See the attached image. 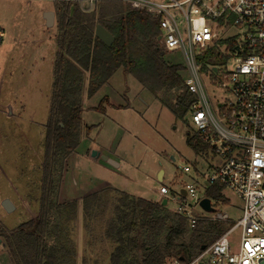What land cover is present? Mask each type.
<instances>
[{
  "label": "rangeland",
  "instance_id": "rangeland-1",
  "mask_svg": "<svg viewBox=\"0 0 264 264\" xmlns=\"http://www.w3.org/2000/svg\"><path fill=\"white\" fill-rule=\"evenodd\" d=\"M49 6L53 7L49 0H0L3 32L0 41V227L6 230L34 217L38 210L44 124L49 114L56 53V23L46 26L41 11L42 7ZM235 31L232 26L230 32ZM218 45L225 54V47ZM163 59L172 65L183 64L179 52H165ZM212 63L219 65V72L235 65L224 56L216 57ZM181 76H185L184 70ZM202 77L211 100L220 101L228 95L210 82L208 74ZM86 91L85 75L81 90L82 133L75 152L77 159L68 157L61 179L64 186L68 181V186L75 187L76 192L69 195L74 199L70 201L80 202L85 190L103 184L134 196L161 201L160 185H165L169 195H173L178 187L193 183L197 195L202 197L200 184L220 159L200 141H196L198 150L186 143L187 137L195 139L187 117L176 119L132 75L120 69L91 97ZM104 98L108 101L102 103L106 110L95 109ZM86 125L91 126L90 129L86 130ZM92 150L114 160L118 167L110 165L105 166V171L101 170L99 162L97 164L91 158ZM185 165L189 167L187 172L182 170ZM160 170L161 181L158 179ZM112 195L114 193L108 190L101 197ZM4 200L11 204L8 211L2 206ZM57 201L64 202V198L57 196ZM187 202L190 206L186 209L191 216L186 217L189 228L197 219H205L222 228L223 232L241 216V200L226 188L221 199H211L214 208L211 212L204 211L198 203L193 204L192 198L188 197ZM165 207L170 213L175 212V202L171 199ZM84 213L79 204L76 219L69 224L75 264H108L112 244L99 237L104 220L94 221L93 216L90 219ZM222 216L227 221L218 219ZM184 239L188 240V236ZM237 239L238 230H234L229 240L236 243ZM8 257L6 243L1 241L0 264H7Z\"/></svg>",
  "mask_w": 264,
  "mask_h": 264
},
{
  "label": "trees",
  "instance_id": "trees-1",
  "mask_svg": "<svg viewBox=\"0 0 264 264\" xmlns=\"http://www.w3.org/2000/svg\"><path fill=\"white\" fill-rule=\"evenodd\" d=\"M56 14L57 50L49 114L44 124L38 210L13 229L0 227L11 264H75L69 224L76 219L79 204L84 216L104 220L99 237L112 244L108 264H164L171 257L189 261L202 251L201 245L206 248L211 238L221 234L222 228L205 219H197L189 228L186 217L170 213L160 201L109 187L83 196L80 202L57 201L65 161L78 146L82 133L81 90L85 75L86 94L91 97L120 69L132 75L180 120L190 100L182 84V66L167 63L157 48L156 18L120 2H98L89 13L82 12L76 4L63 2L57 4ZM97 24L113 36L110 45L95 36ZM97 109L104 111L102 102ZM90 127L86 125L85 129ZM196 141L186 138V143L198 150ZM108 190L114 195L101 197ZM222 191L221 185L213 184L203 196L219 200Z\"/></svg>",
  "mask_w": 264,
  "mask_h": 264
},
{
  "label": "built area",
  "instance_id": "built-area-1",
  "mask_svg": "<svg viewBox=\"0 0 264 264\" xmlns=\"http://www.w3.org/2000/svg\"><path fill=\"white\" fill-rule=\"evenodd\" d=\"M49 1L76 4L84 13L93 11L98 2H120L142 11L157 20V48L179 52L183 59L182 84L190 100L186 121L195 140L220 159L200 184L202 197L218 184L232 191L242 206L240 218L192 259L164 264H264V0ZM2 34L0 28V41ZM223 56L235 65L219 72L212 61ZM203 74L228 94L223 100L210 99ZM196 190L193 183H186L169 195V189L160 185L158 193L175 202V213L191 217L187 198L199 204L202 197ZM210 204L213 207L211 200ZM218 219L227 221L225 216ZM234 230H238L236 243L229 240Z\"/></svg>",
  "mask_w": 264,
  "mask_h": 264
},
{
  "label": "water",
  "instance_id": "water-1",
  "mask_svg": "<svg viewBox=\"0 0 264 264\" xmlns=\"http://www.w3.org/2000/svg\"><path fill=\"white\" fill-rule=\"evenodd\" d=\"M72 10H73V5L70 6V12ZM43 19L45 21V25L46 26H48V27L52 26L53 25V20H54V12L53 11H45L43 13ZM94 34L103 44H105L107 46L110 45L112 43V41H113V36L103 26H101L100 24H97L95 26ZM157 38L159 39V37H157ZM162 54H163V52H162ZM91 156L92 157H96V158L99 157V159L105 161L106 163H108L112 167H117L118 166V164L114 160H112V159H110V158H108L106 156H103V155L100 156L99 152H97L95 150H92ZM158 179H159V181H161V179H162V170L159 171ZM180 194L181 195H185V190L184 189H180ZM160 203H161L162 206H165L167 204L166 198H163L160 201ZM2 206H3V208L6 211H8L9 208L11 207V204L9 203V201L4 200L3 203H2ZM199 206L204 211H207V212H211L214 209L211 206V204H210L209 198H207V197H202L200 199ZM200 249H204V246L201 245ZM178 259L179 260H183L182 257H179Z\"/></svg>",
  "mask_w": 264,
  "mask_h": 264
},
{
  "label": "crops",
  "instance_id": "crops-1",
  "mask_svg": "<svg viewBox=\"0 0 264 264\" xmlns=\"http://www.w3.org/2000/svg\"><path fill=\"white\" fill-rule=\"evenodd\" d=\"M53 3V7H51V6H49V7H42V9H41V11H42V13H44L45 11H53L54 12V20H53V25L56 23V21H57V14H56V9H57V4H55L54 2H52ZM55 48H56V45H55ZM57 50V49H56ZM56 50H55V52H56ZM56 54V53H55ZM55 59V58H54ZM53 65H54V63H53ZM110 79V78H109ZM108 82V81H107ZM106 82V83H107ZM105 83V84H106ZM104 85V84H103ZM102 85V86H103ZM106 103H108V101H107V99H106V101H105ZM101 103V102H100ZM99 103V104H100ZM102 103H103V100H102ZM105 105V104H104ZM103 106V105H102ZM95 109H97V108H95ZM103 109H104V111L106 110V107L105 106H103ZM84 133L86 134V132L84 131ZM88 135V134H87ZM79 143H80V141H79ZM79 145V144H78ZM78 147V146H77ZM76 147V148H77ZM88 151H89V149H88ZM98 151V150H97ZM76 149L69 155V156H75V159H77V157H76ZM68 156V157H69ZM78 156V155H77ZM68 157H67V159H68ZM91 158H92V160L94 161V162H96L97 164H98V162H99V164H98V166H100V168H101V170H103V171H105L106 169H107V167H105V166H110L108 163H106L105 161H103V160H101V159H99V157L98 158H96V157H92L91 156ZM67 159H66V161H65V166H64V170H65V168H66V166H67ZM75 159H73V160H75ZM95 163V164H96ZM96 164V165H97ZM118 167V166H117ZM64 170H63V172H64ZM63 175V174H62ZM75 181V180H74ZM68 182V181H67ZM66 182V185L64 186V182H63V180L61 181V184H60V188H59V193H58V196H59V199L61 198V197H63L64 198V202L65 201H70V199H74V198H72V197H70L69 195H72V193H75L76 192V190H75V187H70V186H68V183ZM77 184V182L75 181V184L74 185H76ZM106 187H109V188H115V189H118V188H116V187H114V186H111V185H108V184H103L102 186H99L98 188H88L87 190H85V192H83V194H82V197L83 196H85V195H87V194H90V193H93V192H95V191H99V190H101V189H104V188H106ZM119 190V189H118ZM123 191V190H122ZM77 198V197H76ZM69 199V200H68ZM2 240H0V242H1ZM7 264H11V261H10V259H9V257H8V263Z\"/></svg>",
  "mask_w": 264,
  "mask_h": 264
}]
</instances>
